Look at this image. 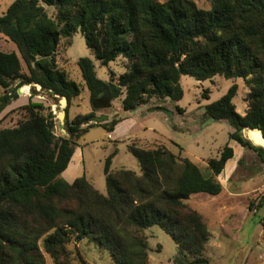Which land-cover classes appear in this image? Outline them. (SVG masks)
I'll return each mask as SVG.
<instances>
[{
    "label": "trees",
    "instance_id": "1",
    "mask_svg": "<svg viewBox=\"0 0 264 264\" xmlns=\"http://www.w3.org/2000/svg\"><path fill=\"white\" fill-rule=\"evenodd\" d=\"M210 1L211 8L203 9L195 0H14L0 15V34L20 52H0V88L6 90L0 114L18 99L15 81L38 83L53 97H67L69 104L80 95L79 84L56 60L61 39L78 31L102 65L126 59V71L117 79L111 72L107 81L97 76L91 58L78 59L92 110L69 120L66 107L68 135L55 134L56 114L33 100L36 88L22 107L26 118L0 129V264H45V253L55 264H86L70 248L85 240L107 250L115 264H148L142 232L155 225L176 242L174 264L209 263L204 253L210 232L186 200L192 194L222 192L217 177L234 155L229 144L218 158L208 159L209 175L165 146L143 149L135 144L129 150L141 174L113 171L114 151L104 165L107 194L85 176L69 182L62 173L91 126L112 132L121 121L100 117L98 111L114 109L121 95L125 111L152 99L179 101L182 75L200 81L215 75L244 79L249 89L244 115L233 103L237 84L206 105L205 115L228 121L234 128L230 139L255 151L264 163V148L242 133L252 128L258 130H248L264 135V0ZM47 6L55 9L54 15Z\"/></svg>",
    "mask_w": 264,
    "mask_h": 264
},
{
    "label": "rangeland",
    "instance_id": "2",
    "mask_svg": "<svg viewBox=\"0 0 264 264\" xmlns=\"http://www.w3.org/2000/svg\"><path fill=\"white\" fill-rule=\"evenodd\" d=\"M13 1L0 0V15L7 10ZM195 2L203 9H209L212 6L210 0H195ZM46 8L49 15H54L55 9L53 7L47 6ZM0 52H16L20 56L16 44L2 34H0ZM80 57L91 58L95 64L97 76L105 81L110 79L111 72L114 74V79H117L120 74L126 71V59L122 56L107 66L102 65L91 49L87 47L85 38L80 31L76 32L72 38H62L56 54L58 66L66 71L69 78L78 83L81 89L80 95L74 97L70 104L68 103L69 120L92 110L90 92L77 64ZM22 66L23 72L28 73L27 66L24 63ZM180 83L184 95L179 101L167 99L161 102L152 99L138 107L137 111H125L122 107L124 95H121L113 102L114 109H121L118 114H115L114 109L98 111L99 114L97 115L100 117L104 116L101 115L103 112L107 113L110 118L114 114V116L119 117L121 121L116 126L118 128L113 134L100 125H94L79 138L77 143L81 156L79 160L73 161L68 168L66 174L69 178L67 181L70 182L75 178L85 176L98 191L107 194L104 165L107 157L114 151L117 153L112 158L111 169L113 171L128 169L138 175L141 174L138 160L129 150V146L133 144L143 149L165 146L174 154L179 155L180 158L190 159L205 175L210 174L208 159L218 158L227 144L233 148L237 143L229 137L230 133L234 131L233 126L226 120L212 121L211 118H207L205 106L220 99L233 84H237L238 92L233 98V103L236 106V111L244 115L247 109L245 98L249 89L243 78H225L221 75H215L202 81L190 75H182ZM25 85L32 86V84H20L19 81L12 84L18 94V99L14 100L0 114V129L15 127L26 118L25 110L22 107L28 103L33 87L31 89L28 87V90H25ZM5 92V89L0 88V96ZM204 94L208 97H205ZM33 100L51 106L57 120L55 134L57 136L65 135L61 131L57 119V113L61 108L60 98L53 97L46 90L40 89L37 90ZM153 105H163L165 109L152 110ZM178 108L183 111L180 112ZM107 115L105 118H108ZM242 133L244 137L249 138L245 129ZM258 134L261 136V133ZM243 155H245V161L249 163L253 153L251 151H247L246 154L240 153L238 158L240 159ZM250 168L248 172L257 169V166L252 165ZM242 171L243 168H240L235 174H243ZM235 185L247 187L250 185V180L240 182L234 179L230 186L235 187ZM239 201L243 204L241 199ZM249 206H252V209L256 208L257 214L261 210V214H258L259 217L252 216L251 221L246 224L247 230H243L241 238L238 234L230 237V253L223 256V249L218 247H215L209 256L205 251L204 257L208 259V264H254L251 257L245 262L243 249L258 239V232H254L255 223L260 221L264 225V195L258 197L257 203L252 200ZM244 231H246V237ZM142 234L147 238L148 264H174L177 245L168 233L159 225H155L144 230ZM70 248L78 251L86 264H115L107 250L86 240L74 243ZM44 257L45 264H55L47 253L44 254Z\"/></svg>",
    "mask_w": 264,
    "mask_h": 264
},
{
    "label": "crops",
    "instance_id": "3",
    "mask_svg": "<svg viewBox=\"0 0 264 264\" xmlns=\"http://www.w3.org/2000/svg\"><path fill=\"white\" fill-rule=\"evenodd\" d=\"M114 110L115 114H118V112L121 111L120 108H115ZM97 114H99V112ZM101 115L105 116L107 113L103 112ZM113 116L111 118H113ZM107 117L108 119H111L110 116L107 115ZM116 126L112 131L113 134L118 128ZM236 143L237 144L233 146V157L226 162L222 173L217 177L223 186L222 192L217 195H210L207 193L192 194L186 200L187 205L199 212L207 224L210 232V238L206 245V253L208 256L215 247H218L221 250L223 249V256L230 253V237L238 234L239 238H241V236H243L241 234L243 233V230H247L246 224L251 221L252 216L259 217L258 214H261V210L257 214L256 208L250 209L249 204L252 200H255L257 203L258 197L264 195V163L259 160L260 158L255 151L241 146L238 142ZM78 146H76L67 169L62 173L66 180L69 178L66 174L68 168L73 161L80 159L81 152L78 149ZM247 151L253 153L249 163L245 161V155L240 159L238 158L240 153L246 154ZM252 165H256L257 169L248 172ZM240 168H243V174H235ZM234 179H237L240 182L250 180V185L247 187H238L237 185L231 187L230 183ZM240 199L243 204L240 203ZM254 232H258V239L254 243H249L244 247L243 256L245 262L251 257L254 264H264V225L260 221L259 223H255ZM245 234L246 231H244V235Z\"/></svg>",
    "mask_w": 264,
    "mask_h": 264
},
{
    "label": "water",
    "instance_id": "4",
    "mask_svg": "<svg viewBox=\"0 0 264 264\" xmlns=\"http://www.w3.org/2000/svg\"><path fill=\"white\" fill-rule=\"evenodd\" d=\"M25 87H29V89H31V87H33V88H36L37 90L42 89V86L38 83H33L32 86L25 85ZM55 97L60 98L61 108H60L59 112L57 113V119H58V123L60 125L61 131L66 135L67 131H66L64 126H65V119H66L65 109L68 106V99L65 96L60 97L59 95H55ZM211 120L215 121V118H211ZM248 129L258 130V129H252V128H248ZM248 139H250L255 145H260L264 148V135L262 132H261V136H259L257 139H255V140H253L251 138H248Z\"/></svg>",
    "mask_w": 264,
    "mask_h": 264
},
{
    "label": "bare ground",
    "instance_id": "5",
    "mask_svg": "<svg viewBox=\"0 0 264 264\" xmlns=\"http://www.w3.org/2000/svg\"><path fill=\"white\" fill-rule=\"evenodd\" d=\"M245 130H246L247 137H249L253 140L257 139L260 136L258 133H255L251 130H248V128H246Z\"/></svg>",
    "mask_w": 264,
    "mask_h": 264
}]
</instances>
